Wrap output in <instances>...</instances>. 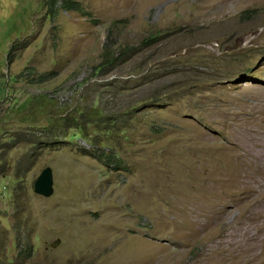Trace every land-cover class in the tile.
Returning a JSON list of instances; mask_svg holds the SVG:
<instances>
[{"label":"rangeland","instance_id":"rangeland-1","mask_svg":"<svg viewBox=\"0 0 264 264\" xmlns=\"http://www.w3.org/2000/svg\"><path fill=\"white\" fill-rule=\"evenodd\" d=\"M73 1L0 0V264H264V0Z\"/></svg>","mask_w":264,"mask_h":264},{"label":"trees","instance_id":"trees-1","mask_svg":"<svg viewBox=\"0 0 264 264\" xmlns=\"http://www.w3.org/2000/svg\"><path fill=\"white\" fill-rule=\"evenodd\" d=\"M57 1L60 2V7H62L64 10H76L78 12H81L83 14H86L87 12L83 10L79 4V2L73 1V0H50L51 6H53ZM147 39L142 40L141 46L145 45L147 43ZM111 43H106L103 46V51L101 54V61L99 64L96 66L98 71H103V70H110L112 69L115 64L126 54L132 53L135 50H137V47L134 46H125L123 49L118 54H115L111 50ZM82 111V110H81ZM72 138L74 137H84L86 138V134H84L82 131L75 132L70 135ZM103 155V154H102ZM99 156V155H98ZM100 158V157H99ZM105 162L109 161H115L110 154H105L104 158H101Z\"/></svg>","mask_w":264,"mask_h":264},{"label":"water","instance_id":"water-1","mask_svg":"<svg viewBox=\"0 0 264 264\" xmlns=\"http://www.w3.org/2000/svg\"><path fill=\"white\" fill-rule=\"evenodd\" d=\"M33 191L43 197H49L54 192L53 174L49 166L44 167L33 183Z\"/></svg>","mask_w":264,"mask_h":264},{"label":"bare ground","instance_id":"bare-ground-1","mask_svg":"<svg viewBox=\"0 0 264 264\" xmlns=\"http://www.w3.org/2000/svg\"><path fill=\"white\" fill-rule=\"evenodd\" d=\"M256 161H257V165H258V175L259 176L261 175L262 177H264V146H263L262 142L259 144V150H258L257 155H256Z\"/></svg>","mask_w":264,"mask_h":264}]
</instances>
